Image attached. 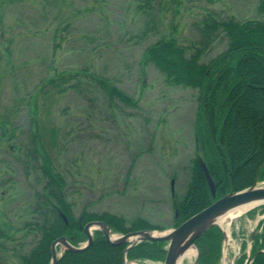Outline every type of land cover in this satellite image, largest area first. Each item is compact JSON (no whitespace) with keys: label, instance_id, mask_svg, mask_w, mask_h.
Listing matches in <instances>:
<instances>
[{"label":"rangeland","instance_id":"rangeland-1","mask_svg":"<svg viewBox=\"0 0 264 264\" xmlns=\"http://www.w3.org/2000/svg\"><path fill=\"white\" fill-rule=\"evenodd\" d=\"M0 1V50L11 49L10 63L16 69L0 81V119L17 97L33 90L50 65L59 69L90 66L114 79L139 98V109L119 108L112 116L107 110L91 108L73 91L57 96L53 106L41 102V116L48 115L65 132L71 130L63 149L51 151L54 165L67 178L68 198L76 215L86 207L123 215L129 221L146 218L164 230L174 228V199L184 195L190 161L198 153L194 125L199 93L169 86L153 64L143 69L142 53L169 34L184 44L198 41L197 24L208 10L221 18L259 19L260 0H153V13L146 14L137 9L143 0ZM68 22V29L61 30ZM148 25L153 32L143 37L141 32ZM226 45L222 36L202 61ZM13 120L15 137L0 141L2 229L5 222L18 228L30 218L26 211L42 187L40 161L26 153L32 147L28 108L23 105ZM261 210L257 205L219 222L226 234L220 264H237L243 254L244 264L248 263L252 235L264 217ZM23 234L18 232L13 243L0 238L3 264H20L18 255L33 246V237L20 239ZM57 249L62 253L64 247ZM195 258L196 253L181 264H194Z\"/></svg>","mask_w":264,"mask_h":264},{"label":"trees","instance_id":"trees-1","mask_svg":"<svg viewBox=\"0 0 264 264\" xmlns=\"http://www.w3.org/2000/svg\"><path fill=\"white\" fill-rule=\"evenodd\" d=\"M154 8L153 0H143L137 6L144 14L153 13ZM258 11L259 19L238 20L233 16L221 18L215 11L208 10L197 24L198 41L184 44L176 35L169 34L149 44L142 53L139 63L143 69L153 64L169 86L189 87L199 93L194 125L198 153L190 161L184 195L174 199V227L226 194L264 182V0L259 1ZM69 26L68 22L61 30H67ZM151 30L148 25L141 35L146 37ZM222 36L226 37V48L203 62L204 54ZM2 50L0 81L16 70L10 63L11 49L3 46ZM2 66L8 69L2 71ZM49 67L50 71L33 90L17 97L12 108L0 119V141L12 140L16 135L13 118L23 105L28 108L32 147L31 150L27 148L26 153L35 162L40 161L42 178L41 190L35 193L34 203L26 211L30 218L18 228L5 222V229L0 228V238L13 243L18 232L24 233L20 237L23 240L32 236L33 246L18 255L20 264H50L52 243L66 236L72 245L80 246L87 240L84 228L93 220L108 223L119 234L143 229L164 230L142 217L129 221L123 215L97 213L86 207L75 214L74 203L68 198L70 185L66 176L55 167L51 154L53 149H63L71 130L65 132L48 115L41 116V102L51 105L57 101V96L73 91L87 100L91 108L99 107L114 116V110L119 108L139 109V98L131 96L114 79L90 66ZM202 161L215 181V197ZM261 207L263 214L264 204ZM61 213L66 215L68 223ZM93 233L95 242L90 249L82 253L66 250L57 264L125 263V245L110 244L100 230ZM225 237L218 225L203 234L195 243L200 254L198 264H220ZM251 240L250 264H264V218L259 221ZM245 247L246 243L243 249ZM166 253L167 242L143 241L131 248L126 257L129 261L164 262ZM245 259L246 254H243L237 264H244ZM0 264H3L1 260Z\"/></svg>","mask_w":264,"mask_h":264},{"label":"water","instance_id":"water-1","mask_svg":"<svg viewBox=\"0 0 264 264\" xmlns=\"http://www.w3.org/2000/svg\"><path fill=\"white\" fill-rule=\"evenodd\" d=\"M202 166L212 192L216 196V185L209 169L204 161ZM258 203L264 204V182L256 183L253 186L237 192H231L217 199L215 202L186 219L179 226L166 230L143 229L130 231L125 234H115L111 226L102 220H93L86 224L84 231L87 235V242L84 246L72 245L66 236L56 239L51 245L52 259L50 264H57L63 255V252L69 250L75 253H82L92 247L95 242L94 230H100L106 240L113 245H125L124 258L125 263L129 260L126 255L129 250L143 241H160L167 242V253L163 264H179L184 253L194 248L196 258L194 264L199 263V250L196 241L215 225H219L218 219L229 211L242 205ZM65 222L68 219L65 214L61 213ZM226 236V234H225ZM63 246L62 253L58 252V246Z\"/></svg>","mask_w":264,"mask_h":264},{"label":"bare ground","instance_id":"bare-ground-1","mask_svg":"<svg viewBox=\"0 0 264 264\" xmlns=\"http://www.w3.org/2000/svg\"><path fill=\"white\" fill-rule=\"evenodd\" d=\"M258 203H250V204H246V205H242L238 208H235L231 211H229L228 213H226L225 215H223L222 217H220V219H218V222H223L227 217H231L237 213H240V212H244L252 207H255L257 206ZM196 253V250L194 248H190L188 249L184 255L181 257L180 259V263H182V261L185 259V258H190L192 255H194ZM128 264H138V263H135V262H128Z\"/></svg>","mask_w":264,"mask_h":264}]
</instances>
